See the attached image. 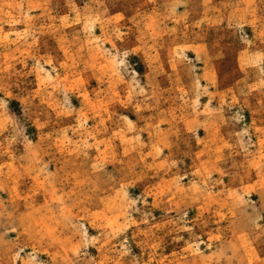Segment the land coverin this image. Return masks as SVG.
<instances>
[{
	"label": "rangeland",
	"instance_id": "374dc122",
	"mask_svg": "<svg viewBox=\"0 0 264 264\" xmlns=\"http://www.w3.org/2000/svg\"><path fill=\"white\" fill-rule=\"evenodd\" d=\"M0 264H264V0H0Z\"/></svg>",
	"mask_w": 264,
	"mask_h": 264
}]
</instances>
